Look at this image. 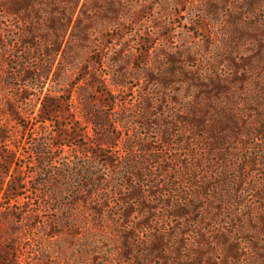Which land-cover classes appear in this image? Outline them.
<instances>
[{
	"label": "rangeland",
	"instance_id": "rangeland-1",
	"mask_svg": "<svg viewBox=\"0 0 264 264\" xmlns=\"http://www.w3.org/2000/svg\"><path fill=\"white\" fill-rule=\"evenodd\" d=\"M43 30L23 44L0 7V264H264V0H89L57 52ZM173 70L166 93L187 103L186 76L226 86L208 112L238 133L219 155L181 123L159 141L185 117L156 110L151 80Z\"/></svg>",
	"mask_w": 264,
	"mask_h": 264
},
{
	"label": "trees",
	"instance_id": "trees-1",
	"mask_svg": "<svg viewBox=\"0 0 264 264\" xmlns=\"http://www.w3.org/2000/svg\"><path fill=\"white\" fill-rule=\"evenodd\" d=\"M89 0H0V7L4 9L6 16L17 17L21 24L24 26L23 31V44L33 45V42L36 39H40L41 33L44 31L43 28L46 26L51 32H54L53 40L57 43V48L55 52L60 51L61 47L66 43V40L73 35V31L79 23L81 16L85 14V8ZM48 36V35H47ZM45 37V36H44ZM52 39V35L48 36ZM176 72L173 70L170 72V77L168 78H159L158 80L152 78L151 81L157 83L158 90L155 92L158 95L160 103L155 102L156 110L160 109V104L163 106L164 103L180 106L181 111L185 114V117L178 116L177 113L172 111L169 121L166 122H157L155 126L157 127V136L159 141L164 144H170L174 139V133L172 131V126L174 123H181L185 127H189L193 132H201L206 137V144L209 146L207 150V155H210V152H214L215 155L218 152L223 150V146L229 141H232V138L228 134H237V121L233 116H228L225 119L218 117V115L211 118L209 109H212L214 112L219 110L218 94L223 93L227 90L226 86L212 81L210 85L204 83L202 74H196L192 76H186L185 79L191 82L190 89H193L195 100L192 103H187L185 99L180 100L174 96H169L166 93L167 86L173 85L176 80L172 77ZM217 74L214 75L216 81H219ZM186 80V81H187ZM154 94V93H153ZM214 95L212 104L204 103L203 97ZM192 97V99L194 98ZM145 104L139 108V121L148 126L147 116H151L153 112L154 102L146 98ZM152 111V112H151ZM138 121V122H139ZM123 122V121H122ZM182 151L189 152L190 148L187 146L186 142H178ZM148 149H144L146 152ZM149 152V151H147ZM196 166V165H195ZM189 174L193 173L192 169H187ZM132 192L128 194L125 198L126 202L124 208H129L133 204V200L137 201L141 199L139 192L135 189L131 190ZM130 202V203H128ZM189 204L186 208L171 206L174 212L169 213V215L174 217L183 218L192 214V211H195L197 206L188 201ZM136 205L147 209L148 206L145 202H139ZM192 210V211H191ZM191 211V212H190ZM130 211L125 214L128 216ZM145 223V222H144ZM146 225L148 223L146 222ZM154 236V237H153ZM152 246L158 248V245H163V237L153 235ZM157 255V252H155ZM152 255V254H151Z\"/></svg>",
	"mask_w": 264,
	"mask_h": 264
}]
</instances>
